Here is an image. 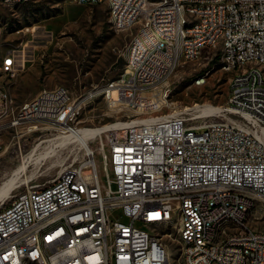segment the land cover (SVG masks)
<instances>
[{
    "label": "built area",
    "instance_id": "obj_1",
    "mask_svg": "<svg viewBox=\"0 0 264 264\" xmlns=\"http://www.w3.org/2000/svg\"><path fill=\"white\" fill-rule=\"evenodd\" d=\"M73 1L105 4L109 16L110 9H124L116 31L132 30L144 16L158 14L151 29L133 34L130 50L166 24H175V33L114 89L105 82L73 94L57 85L14 106L0 84V130L8 119H16L15 128L45 122L67 137L81 128L76 122L82 111L98 98L135 113L89 134L95 147L78 152L49 184L31 186L0 205V264H80V248H69L77 234L88 241V264H173V251L177 264H264V227L257 229L250 218L264 203V81L255 72L236 74L243 58L264 60V0H176L180 16H171L167 0L161 12H152L149 0ZM181 20H191V29H180ZM218 35H225L222 47H215ZM206 52L210 60L219 56L220 64L221 55H228V65L221 66L230 72L229 83H241V93L228 96L217 119L198 123L184 112L153 114L168 100L166 91L132 99L130 86L169 82L184 60L202 59ZM128 58L129 52L126 64ZM4 65L8 75H16L9 52ZM242 85H249V92H242ZM224 216H231V223H224ZM163 217L177 220V228L163 226ZM58 219H69L70 235L55 233ZM81 226H89V233H81ZM47 236H54L55 244L42 249Z\"/></svg>",
    "mask_w": 264,
    "mask_h": 264
},
{
    "label": "rangeland",
    "instance_id": "obj_2",
    "mask_svg": "<svg viewBox=\"0 0 264 264\" xmlns=\"http://www.w3.org/2000/svg\"><path fill=\"white\" fill-rule=\"evenodd\" d=\"M158 1L149 0L150 5ZM115 29L111 24V12L109 16L105 4L81 5L73 0H28L13 5L0 2V84L10 92L14 106L31 100L44 88L63 85L73 94H78L105 82L108 84L124 72L130 43L136 33L135 28ZM8 52L16 59L15 76L2 69L3 58ZM207 55L206 52L202 59L181 65L169 82L137 88L149 91L160 86L161 91H166L168 100L153 114L184 112L198 123L217 119L219 110L208 115L203 109L209 105H226L230 72L223 69L218 60L210 64ZM197 79L200 83L196 82ZM133 89V94H136V88ZM134 115L131 110L112 108L98 98L82 111L76 125L107 130L114 123ZM58 136L57 130L45 122H32L17 128L1 126L0 183L5 175L21 164V158L37 143ZM75 145L55 147L59 150L58 155L29 163L19 178L20 188L12 196L0 194V205H8L15 194L31 186L49 184L74 161L80 147ZM95 145V141L89 143L90 147ZM78 152L83 155L85 151L81 149ZM96 161L104 183L106 175L99 153ZM250 218L254 219L252 224L257 229L264 227V203L254 207ZM172 255L171 262L177 264L178 253L173 251Z\"/></svg>",
    "mask_w": 264,
    "mask_h": 264
},
{
    "label": "bare ground",
    "instance_id": "obj_3",
    "mask_svg": "<svg viewBox=\"0 0 264 264\" xmlns=\"http://www.w3.org/2000/svg\"><path fill=\"white\" fill-rule=\"evenodd\" d=\"M14 3H22V0H14ZM166 0H160L155 4L150 5V10L152 12H161L165 9ZM168 12H171V16H180V2L176 0H167ZM111 12V24L116 28V18L124 16V9H110ZM158 22V14L149 13V15L144 16L140 23H133L132 29H136V33H144L153 27V23ZM180 29H191V20H181ZM175 24H166L164 27L155 30V36H148L140 39V43L135 45V48L129 51L128 64L125 66L124 72L116 79L111 80L107 84V89H114L116 86V81H121L122 77L126 74L131 73V67H136L137 64L141 63V58L145 55L151 54L153 47H159L161 41L167 37L174 35ZM225 43V35H218L215 39V47H222ZM200 58H190L184 60V64L187 62H192ZM7 60V55L3 58L2 69L7 72L6 65L4 63ZM25 61V60H24ZM23 61V62H24ZM221 64L228 65V55H221ZM249 65V66H246ZM253 75V73L260 74L261 80L264 81V60L261 58H243V63H238L236 67V74ZM166 82V81H161ZM159 83V82H158ZM153 82H140L130 86V93L132 94L133 100H143V94H147L149 98H156L161 95V87L156 86L152 90L142 91L138 90L139 87H145L153 85ZM135 89L136 94L134 95L132 90ZM242 92H249V85H242ZM241 93V83H230L229 96H234ZM220 109L219 106H206L203 112H208V115H212ZM113 126V125H112ZM111 126V127H112ZM16 127V119H8V126H2V128ZM34 127V126H33ZM110 127V128H111ZM108 128V129H110ZM106 128L98 129H76L67 137L58 136L53 138H47L40 143H37L29 153H26L21 158V164L13 169L8 175H5L3 181L0 183V194L5 193L8 196H12L13 192L20 188L21 183L19 178L22 172H25L27 166L31 162H38L40 159H45L47 157H54L58 155L59 150L55 147H64L65 145H80L77 149L78 151L84 149L85 152H89L91 147L89 146L88 137L89 134H98L101 130ZM107 129V130H108ZM104 132V131H103ZM75 145V146H76ZM43 148V151L38 152L39 149ZM76 151L75 154L78 153ZM22 156V155H21ZM12 168V167H10ZM4 175V174H2ZM224 223H231V216H224ZM163 226H168V229L177 228V220L173 217H163ZM63 235H70L69 219H58L55 224V233H62ZM81 233H89V226H81ZM55 244L54 236H47L42 239V249H50L52 245ZM69 248L71 251H79L80 248V264L89 263V248L88 241H84V234H77L72 237L69 241Z\"/></svg>",
    "mask_w": 264,
    "mask_h": 264
},
{
    "label": "trees",
    "instance_id": "obj_4",
    "mask_svg": "<svg viewBox=\"0 0 264 264\" xmlns=\"http://www.w3.org/2000/svg\"><path fill=\"white\" fill-rule=\"evenodd\" d=\"M218 58L219 56H216L213 60L210 61V64H213L214 62H216Z\"/></svg>",
    "mask_w": 264,
    "mask_h": 264
}]
</instances>
